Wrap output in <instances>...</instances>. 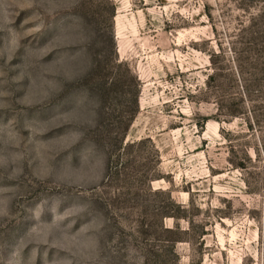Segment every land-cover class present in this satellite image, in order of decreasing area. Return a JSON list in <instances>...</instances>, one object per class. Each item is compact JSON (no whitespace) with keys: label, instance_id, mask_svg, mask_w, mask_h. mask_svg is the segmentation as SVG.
I'll return each instance as SVG.
<instances>
[{"label":"rangeland","instance_id":"obj_1","mask_svg":"<svg viewBox=\"0 0 264 264\" xmlns=\"http://www.w3.org/2000/svg\"><path fill=\"white\" fill-rule=\"evenodd\" d=\"M261 98L264 0H0V264H264Z\"/></svg>","mask_w":264,"mask_h":264},{"label":"trees","instance_id":"obj_2","mask_svg":"<svg viewBox=\"0 0 264 264\" xmlns=\"http://www.w3.org/2000/svg\"><path fill=\"white\" fill-rule=\"evenodd\" d=\"M113 48H115V46ZM114 56H115V61L118 62L119 61V58L117 59V52L115 50H114ZM261 99L263 100L264 98H261ZM136 111L133 113L132 116H130V118L126 122H125V118L124 117L115 118V119H117L116 122H115V124L117 125L116 128H117V131H118L115 138L118 140V142H120V150H126V147H124L125 135L127 134L128 130L130 128V124L134 120V117H135V115L137 113ZM261 149H262V152L264 154V142H263V146H261ZM122 152H121V154H122ZM109 159H110V161L112 163V158L110 157ZM120 165H121V167H123V164L122 163H120ZM152 191L153 190L150 189L149 190V193L152 194L153 193ZM168 201H169V203L171 205H173V204L175 205V203L173 202V200L171 199L170 196H169ZM162 215H163L164 218H174V219H178V217L172 216L168 212H164ZM160 230H161L160 234H166V235H168V234H173L174 233V230L173 229H170V228H167L164 223H162V225L160 226ZM155 235H156V233H155ZM166 241H167L166 243H168L167 244L168 246H166V247H168V249L170 250V254L173 257H176V259H178V255H177L176 250H175V244L177 242H181V241L180 240H166Z\"/></svg>","mask_w":264,"mask_h":264}]
</instances>
